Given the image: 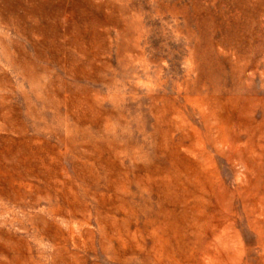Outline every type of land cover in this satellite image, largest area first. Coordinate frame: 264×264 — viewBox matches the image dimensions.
I'll list each match as a JSON object with an SVG mask.
<instances>
[{
	"label": "rangeland",
	"instance_id": "rangeland-1",
	"mask_svg": "<svg viewBox=\"0 0 264 264\" xmlns=\"http://www.w3.org/2000/svg\"><path fill=\"white\" fill-rule=\"evenodd\" d=\"M215 102L239 146L264 147V0H0V264L200 258L209 237L186 226L160 252L161 221L202 200L178 155L212 185L244 182L238 159L197 141ZM261 153L248 209L264 204ZM236 200L217 234L264 264Z\"/></svg>",
	"mask_w": 264,
	"mask_h": 264
},
{
	"label": "bare ground",
	"instance_id": "bare-ground-1",
	"mask_svg": "<svg viewBox=\"0 0 264 264\" xmlns=\"http://www.w3.org/2000/svg\"><path fill=\"white\" fill-rule=\"evenodd\" d=\"M235 66H237V65L235 64ZM240 67H241V65H240ZM240 69H242V68H240ZM209 95H211V94H209ZM214 96H215V94H214ZM216 96H217V94H216ZM206 97H207V95H206ZM217 100H218V98H217ZM218 103H220V102H217V104ZM224 103L226 104V101ZM215 104H216V102H215ZM200 105H201V103H200ZM219 105H217V107ZM232 105H235V104H232ZM211 106L209 107L207 112L203 111V108H201L202 110H200V111H203L201 116H203L204 131H200V130L198 131L197 141L201 147H202V145L205 146L204 145L205 142L212 143L214 145L219 143L220 153L221 152L225 153L228 156L229 160L230 159H232V160L238 159L243 166V170L240 174H241L242 180L244 182L237 184V186H235V187H229L226 184L225 179L220 176L217 180V183L215 185H212L210 183L211 177H209L208 174H206V172L200 171L199 173H196L195 161H192L191 159H189L186 156L178 155L179 167H181L182 169H187V170L191 169L192 170L191 173L194 176L193 178L198 179V182L200 184V188L202 190V200L199 204L180 205L179 209H178V211H179L178 214H175L172 211H170L168 213L169 214L168 218L173 217V218H175L176 222H180L178 224V226H175V224H176L175 221L172 222V220L171 219L168 220V218L167 219L165 218V220L161 221V223H162L161 229L164 230V232L167 234V236L163 239L164 243H162V245L159 246V250H160V252H165V253L168 252V250H170V248L168 249L169 246H167L170 234L173 236L174 242L177 244L179 242H181V244L187 242V241L184 242L186 237L183 236L182 232L179 230V229H181L182 226H186L188 229H191L194 231L195 230L202 231L203 234H205V236H208L209 238L207 239V237H205V239L203 240L204 243L201 246L202 256L200 258L196 257L191 252L193 255L192 254H188V255L187 254H180L181 255L180 259L175 260L174 263H169V262L163 263L162 262V264H250V262L247 260L246 256H244L242 254L244 252L242 250V248L237 249L235 247V240L232 238L233 236L232 237H229V236L222 237V236H220L221 234L220 235L217 234V232H219V231L222 232V231H227L228 229H230L229 226H227V225L223 226L220 223L222 220H228V222L231 225L235 224L237 222V218L235 217V212H236L235 211V207H236L235 206V199H238V200H236L237 203H238V201L241 202L243 212L245 215L244 216L245 221H246L247 225L249 226V228L254 233H256L258 235L259 240H260V244L264 248V238H263V235H264V204H261V206H259V207L258 206L257 207H251V209L250 208L248 209L247 207H248V205H250V201H248L247 199H244L242 196V194L244 192H248V190H250V185L252 183L251 182L252 180L248 176V173H250L254 169L255 165L258 162H260L261 157H262L261 152H262L264 147H262L263 145H261L260 147H258V149H255L252 147L251 144H248V147L239 146L236 143V140H238L237 136H239V135H237L235 133V129L233 128L234 126L232 124L233 123V120H232L233 119V115H232L233 112L230 113L231 112L230 110H229L230 112H228V109L225 108L226 106H224V104L220 105L221 111H219L217 109V107L215 108V107H211ZM222 109H224V110H222ZM223 111H225V112L223 113ZM236 113H238V111ZM200 120L202 121V119H200ZM218 121H219V123H218ZM236 127H237V125H236ZM252 129H253V127H252ZM213 130L216 133L214 135H212ZM193 134H194V132H193ZM202 136H204V138H202ZM245 140H246V138H245ZM173 142H175V141H173ZM249 142H250V139H249ZM176 145H177V143H176ZM177 147H179V145ZM247 148H248V150H247ZM190 150H191V147H190ZM196 151H197V149H196ZM171 156L173 157L174 154ZM197 166H198V164H197ZM204 169H205V167H204ZM197 171H198V169H197ZM169 177H170V175H169ZM169 177H168V179H169ZM170 180L171 179L166 180V182H170ZM168 191L169 190H167V193H170ZM241 196H242V200L240 198ZM166 199H164V200H166ZM187 201H189V200H187ZM196 201H198V200L196 199ZM261 202H262V200H261ZM194 209H199L200 215L194 214L192 212ZM214 220L216 223L214 222ZM214 231H216L215 234H214ZM212 232L214 235H211Z\"/></svg>",
	"mask_w": 264,
	"mask_h": 264
}]
</instances>
